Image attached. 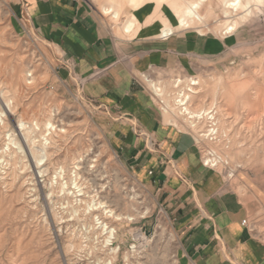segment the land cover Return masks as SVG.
<instances>
[{
  "label": "rangeland",
  "instance_id": "rangeland-1",
  "mask_svg": "<svg viewBox=\"0 0 264 264\" xmlns=\"http://www.w3.org/2000/svg\"><path fill=\"white\" fill-rule=\"evenodd\" d=\"M81 1L89 11L122 5L118 22L108 16L115 33L135 17L138 27L129 37L142 32L145 39L154 24L163 30L170 24L175 49L182 51V41L192 36L187 61L151 64L139 78L165 115L195 136L202 162L211 158L213 165L206 166L248 203L253 213L247 224L264 239V0L254 1L244 18L242 2L225 5L236 0H146L138 7L147 14L137 16L129 11L131 0ZM196 2L201 17L181 25ZM29 14L34 13L27 0H0V264H192L157 193L138 178L83 95L75 61L40 35ZM47 14L56 11L49 8ZM198 37L211 44L205 54ZM146 49L120 47L117 59L131 65L133 58L126 57L142 50L145 55ZM186 97L189 109H208L209 115L193 119L181 112L178 100ZM49 120L57 131L47 137L49 171L41 176L27 137L44 141ZM82 158L89 160L78 179L84 194L67 195L60 182L70 181L69 170L59 184L52 180L57 168ZM95 194L122 218L90 210ZM104 223L115 227L111 243Z\"/></svg>",
  "mask_w": 264,
  "mask_h": 264
},
{
  "label": "crops",
  "instance_id": "crops-1",
  "mask_svg": "<svg viewBox=\"0 0 264 264\" xmlns=\"http://www.w3.org/2000/svg\"><path fill=\"white\" fill-rule=\"evenodd\" d=\"M27 1L34 13L29 14L32 24L45 40L73 58L76 78L82 80L83 95L95 105L98 121L173 219L184 257L192 264H264V239L247 224L253 213L248 203L220 172L202 162L195 136L165 115L139 78L151 64L186 60L195 46L192 36L182 41V51H176L174 30L165 36L158 23L145 39L142 32L128 35L138 27L135 17L118 26L117 33L109 30L108 16L118 22L122 5L89 11L81 0ZM144 1L131 0L129 11L147 14L138 7ZM49 8L56 14H47ZM198 38L205 54L211 44ZM126 46L147 49L145 55L143 50L131 52L126 58H133V64L128 65L117 59L119 48ZM96 69L103 71L92 75Z\"/></svg>",
  "mask_w": 264,
  "mask_h": 264
},
{
  "label": "bare ground",
  "instance_id": "bare-ground-1",
  "mask_svg": "<svg viewBox=\"0 0 264 264\" xmlns=\"http://www.w3.org/2000/svg\"><path fill=\"white\" fill-rule=\"evenodd\" d=\"M202 1V0H201ZM254 1L256 0H236V1H230V2H226L225 5L226 7H233L235 4H237L238 2L241 4V2L243 3V6L245 7V10H248L246 13H244L243 15H241V18H244L245 16L248 15V13L251 12L252 7L254 5ZM199 3L200 2H196L193 3L191 6H189V14H183L181 16L180 19V24L181 25H185L187 24V19L192 18V17H197L200 18L201 16L197 13L196 8L199 7ZM111 9H107V12H111ZM227 12V11H226ZM114 16L116 17V19L119 18V14H114ZM185 17V18H182ZM133 27V22L130 23L127 26V31L130 32V30ZM233 29V27L231 28V30ZM170 32H172V26L169 24L165 27V29L162 31V33L164 34H170ZM193 84H196L197 81H192ZM154 88L155 91L158 94H161V88L157 87L154 84ZM189 98V97H188ZM179 105L181 106V112L184 111L188 114L189 118H193V119H201L204 118L205 115H209L210 111L208 109H199L197 111H194L192 109H189V106L187 105L188 100L187 97L186 99H179L178 100ZM6 105L8 106L9 109H11V105H10V101H6ZM212 116V115H211ZM23 124L21 123V126ZM33 126H30L29 128L31 129ZM45 128L47 130V133H45L44 136V141H41L40 144H35V141L30 137H27L28 139V149H29V154H31L32 159H34V167L37 168L38 173L41 174V176H43L45 173H47L49 171V167H48V162H49V155H48V148L51 144V142L48 140V136L52 134V132H56L57 131V125L54 124L53 121L49 120L47 122V124L45 125ZM62 130V128L60 129ZM42 136V135H41ZM29 139H31L29 141ZM96 159L94 158L93 161H95ZM89 160L85 159H81L78 161H75L73 163L72 167L69 166H61L60 168H57V170H60L57 172V175L54 176L52 183L54 184H59V178L63 175H65V172L67 170H69V177H70V181H63L60 182L61 185V190L66 193L67 195H72V196H78V195H82L84 193H80L81 188H80V184L78 179L82 178V170L87 169L86 164H88ZM52 163V162H51ZM91 166H94L93 164ZM74 189V190H72ZM94 194V193H93ZM97 196V194L92 195V199H93V204H90L89 208L90 210H100L102 211V213H105L107 216H113V217H117V218H122V215L120 213H118L116 210L111 209L107 207V205L105 204V202H103L102 200H98L95 197ZM79 217V215H77ZM130 220L135 219L133 217V215H127L124 216ZM103 223V222H102ZM104 227L108 233V242H112L113 238L115 237V227L108 225L107 223H104ZM142 237V236H140Z\"/></svg>",
  "mask_w": 264,
  "mask_h": 264
},
{
  "label": "built area",
  "instance_id": "built-area-1",
  "mask_svg": "<svg viewBox=\"0 0 264 264\" xmlns=\"http://www.w3.org/2000/svg\"><path fill=\"white\" fill-rule=\"evenodd\" d=\"M192 85H195V84L192 83ZM204 164H205V165H209V164L213 165V161H211V158H209V160H208V159L205 160ZM246 223H247V220L244 219V220H243V224H246Z\"/></svg>",
  "mask_w": 264,
  "mask_h": 264
}]
</instances>
